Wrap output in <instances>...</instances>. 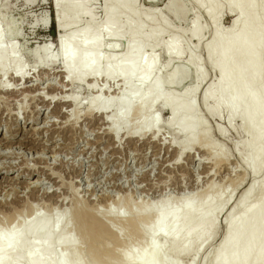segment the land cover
Listing matches in <instances>:
<instances>
[{
    "label": "bare ground",
    "instance_id": "1",
    "mask_svg": "<svg viewBox=\"0 0 264 264\" xmlns=\"http://www.w3.org/2000/svg\"><path fill=\"white\" fill-rule=\"evenodd\" d=\"M50 1L54 11V27L57 29L56 25H59L60 28L55 37L56 48L51 50V44L49 42L48 45L47 41L43 48L46 61L60 68L62 80L71 88L83 85L88 91L94 88L93 84L85 85L83 82L88 79L92 82L97 75L108 81L117 77L121 82L120 91L115 96L104 97L101 91H96L86 103L89 113L99 112L102 116L107 126L106 133L113 140L122 136H126L129 141L144 139L145 133H150L152 140H155L160 118L155 116L152 108L158 106L168 111L162 124L179 134L177 139L169 140L170 147L176 150L177 163L182 154H189L194 146L204 150L207 157L214 160L213 164L224 158V149L222 151L219 143L217 146L207 137V121L205 123V119H202L204 117L201 118L196 113L198 105L196 107L193 96L206 73L199 61L201 58L197 59V55L190 52L183 55V63L191 65L194 81L180 94L177 91L178 94H175L168 88L177 77L178 67H173L163 75L155 70L157 56L160 55H157L159 51L157 54L153 52L154 47L158 46L163 54L164 67H169L171 61L182 56L184 49L178 36L182 29H173L168 38L160 42L161 25L165 21L159 15V10L139 11L135 4L137 0H100L103 3V16L101 19L98 17V21H95L94 5L91 8L92 0ZM191 1L201 8L213 25L203 44L205 62L215 73V78L203 80L201 84L199 98L202 108L206 114L217 117L220 111H224V121L231 127L234 118L239 120L246 138L234 143L233 148L250 177L249 183L231 203H227L230 194L222 196L214 187L204 190L205 193H197L183 203H168L161 199L159 203L147 202L137 209L130 207L129 196H126L122 201V205L129 207L126 214L110 206H107L105 213H102L103 210L100 213L98 210L93 212L87 208L81 209L76 205L78 202H73L68 218L63 207L60 210L54 205L50 206L48 215H45L34 206L25 204L27 218L21 220L14 214L17 212H14L8 215L7 225L0 226V264H50L52 259L54 264H101L114 250L102 243L103 237L110 235L118 243L123 239L119 232L103 221V214H107L106 218L118 219L121 224L123 222L129 234L142 233L147 245L140 253L130 250L115 258L111 264H179L178 257L181 254L193 249L198 252L201 245L213 237L217 227V213L225 203L229 207L223 214V234L212 246L211 256L206 259L205 254L206 258L203 257L198 264H264V170L260 178L255 177L259 170L264 169V0ZM171 2V12L185 13L182 4L176 0ZM222 10L231 18L227 29L218 25ZM82 16L86 20L82 25H76ZM198 16L193 14L188 26L182 31L192 39L200 34ZM138 17L142 20L139 21ZM12 32L16 33L14 30ZM200 38L194 42L195 48L198 47L196 45L200 43ZM119 40L122 44L118 52L102 51L105 50L102 49L103 44L114 46ZM15 46L13 42L4 41L0 33V71L2 74L10 72L15 81L24 80L27 83V70L15 53ZM49 54L58 55V60ZM40 72L37 70L38 75L42 73ZM49 72L48 69L47 73ZM0 90L14 92V88L5 81L0 83ZM38 95L45 99L42 94ZM73 95L69 93L59 99L51 97L48 100L50 104H68L73 113L77 114L81 101ZM120 128L124 131L122 129L119 136ZM214 130L218 135L224 132V128L219 125ZM11 143L13 142L9 140L0 145L11 147ZM9 153L16 157V152ZM0 155L6 157L8 154L5 152ZM28 166L22 169L27 172L33 170ZM214 185L210 182L207 188ZM32 187L30 192L36 189L37 184ZM16 197L15 191L12 192L13 200ZM116 205L121 206L120 201ZM21 210L17 215H22ZM147 217H151L152 222L141 226L139 220L146 221ZM66 220L74 222L77 232L86 242L88 260L82 259L78 238L70 232L69 222ZM206 231L209 234L202 239ZM166 248L168 252L163 255ZM191 261L187 264H192Z\"/></svg>",
    "mask_w": 264,
    "mask_h": 264
},
{
    "label": "rangeland",
    "instance_id": "2",
    "mask_svg": "<svg viewBox=\"0 0 264 264\" xmlns=\"http://www.w3.org/2000/svg\"><path fill=\"white\" fill-rule=\"evenodd\" d=\"M176 1L183 5L185 13L171 12V0H137L135 4L139 11L159 10V15L165 21L164 25H161L162 32L158 39L160 42L166 40L173 29H182L179 30L178 36H180L181 42H179L184 51L180 58L171 61L169 67L162 65L164 56L158 46L157 48L154 47L155 51L153 50L156 54L159 51L157 55H160L157 56V68H155L157 73L163 75L170 72L173 67H178L176 69L177 77L174 83L169 84L168 88L173 93L180 94L194 81L191 65L183 63V57L188 52L197 55V59L201 58L199 61L207 73H205L204 81L215 78H213L215 73L205 62L203 44L209 37L213 25L201 8L196 7L191 0ZM91 2V8L94 5L95 21H98L103 16V3L100 0H96V2L92 0ZM221 12L218 25L225 29L230 26L231 18L223 10ZM193 14L199 15L201 30L200 34L192 39L182 31L188 26V21ZM53 18L54 11L50 0H0V33L4 41L13 42L14 46L16 45L15 53L22 66L24 65L27 70V83H24V80L15 81L10 72L2 74L0 71V83L5 81L10 84L11 88H14L12 93L0 90V144L9 140L13 142L11 147L0 145V154H5V152L8 154L6 157L0 155V226H6L8 217L14 212L19 213L21 208L23 210L22 215L14 214L19 216L21 220L27 218L28 213L25 204L34 206L45 215H48L50 206H55L60 210L64 208L69 218L75 202H78L76 205L81 209L87 208L93 212L98 210L100 213V210H103L102 213H105L108 209L107 206H110L114 210L117 209L126 214L129 207L122 205L126 196H129L132 209H137L147 202L155 204L161 199L168 203L173 201L183 203L189 201V198L199 192L205 193L204 190L214 188H217L222 196L230 194L227 203H231L238 197L240 191L249 183L250 177L240 164L233 144L244 140L246 133L236 118L233 120L234 123L232 121V127L227 125L224 121V111H220L218 117L208 115L203 111L199 98L203 80L200 85L198 84L197 92L193 96L196 107L198 105L196 113L198 112L199 114H197L201 118L204 117L202 119H205V123L207 121L208 139L216 145L219 143L222 151L224 149L223 159H218L213 164L214 160L207 157L204 150L194 146L190 149L189 154H182L179 163H177L175 160L176 150L170 147L169 140L177 139L179 134L162 124L168 116V111L158 106L152 108L155 116L160 118L155 140H152L150 133H145L144 139L140 138L143 140L133 139L129 141L126 140V136L116 137V140H113L106 133L105 128L107 126L102 116L99 112L97 114L89 113L86 109V103L89 96L96 91H101L100 93L104 97L115 96L120 91L121 82L118 81L117 77L108 81L101 75H97L92 82L89 79L83 82L85 85L92 83L94 87L92 90L88 91L83 85L72 88L67 85L62 80L60 68H56L46 61L43 48L46 41L47 44L50 42L51 50L56 48L57 29L54 27ZM85 20L86 17L82 16L76 25H82ZM138 20L140 21L142 18ZM13 30L16 33L12 32ZM181 38L184 40L182 41ZM199 38L201 39L200 43L195 48L194 42ZM121 42V40L117 41L114 45L116 47L107 43L103 44L102 49L105 50L102 51L118 52L121 48ZM184 43H187V46ZM262 47L264 52V43ZM107 48L108 50H106ZM51 57L58 60L59 56L51 55ZM48 69L49 73H47ZM32 70L35 71V75L32 74ZM37 70L39 72L41 70L42 73L40 72L41 74L38 75ZM178 79L180 80L178 81ZM168 88L165 89L169 90ZM69 93H73V96L78 97V100L81 101L77 114L73 113L68 104L57 102L58 105H55L53 102L50 104L48 100L51 97H55L56 100ZM38 94L45 96L46 100L44 99V101ZM216 125L224 128L222 135L215 132L214 127ZM122 129H119V136L124 131ZM12 151L16 152V157L9 155L11 154L9 152ZM9 166L10 168H8ZM24 166L33 170L27 172V170L22 169ZM262 170L264 169L259 170V174L258 172L255 174L256 178L261 177ZM210 182L215 185L207 188ZM35 184H37L36 189L30 192V188ZM12 190L18 196L15 200L12 198V192H14ZM9 191L10 193L7 195ZM232 194H234L233 197ZM117 201H120L121 206L116 205ZM227 203L223 205L224 208L220 209L222 212L219 210L217 213L215 236L213 235L212 238L206 240L198 252L193 249L191 252L181 254L179 257L182 258L178 257L179 264H187L191 260H193L191 261L192 264H198L203 257L206 258L207 256L206 259H208L211 256L212 248L223 234V214L229 207ZM103 215L101 216L103 221H106L119 232L120 238L123 239L118 243L110 235L103 237L102 243L112 249L114 248V250L112 255H107L101 264H111L115 258L130 250L140 253L147 248L142 233L129 234L123 222L121 224L118 219L106 218L107 214ZM151 222V217H147L146 221L144 219L139 220L141 226ZM69 226L70 232L78 238L82 259L88 260L86 242L80 237L73 221L69 222ZM208 234L209 232L206 231L202 239L206 238ZM166 252H168L167 248L164 249L163 255ZM50 264H54L53 259Z\"/></svg>",
    "mask_w": 264,
    "mask_h": 264
},
{
    "label": "water",
    "instance_id": "3",
    "mask_svg": "<svg viewBox=\"0 0 264 264\" xmlns=\"http://www.w3.org/2000/svg\"><path fill=\"white\" fill-rule=\"evenodd\" d=\"M57 26V31L56 33H58V29L60 28L59 25H56ZM57 39H58V35H57Z\"/></svg>",
    "mask_w": 264,
    "mask_h": 264
},
{
    "label": "trees",
    "instance_id": "4",
    "mask_svg": "<svg viewBox=\"0 0 264 264\" xmlns=\"http://www.w3.org/2000/svg\"><path fill=\"white\" fill-rule=\"evenodd\" d=\"M54 22V21H53ZM53 27V26H52Z\"/></svg>",
    "mask_w": 264,
    "mask_h": 264
}]
</instances>
